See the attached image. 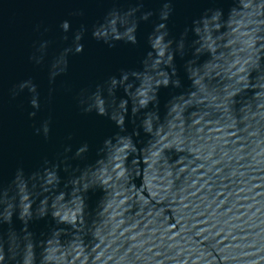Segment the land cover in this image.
Returning a JSON list of instances; mask_svg holds the SVG:
<instances>
[{"label": "water", "instance_id": "1", "mask_svg": "<svg viewBox=\"0 0 264 264\" xmlns=\"http://www.w3.org/2000/svg\"><path fill=\"white\" fill-rule=\"evenodd\" d=\"M0 264H264V0H0Z\"/></svg>", "mask_w": 264, "mask_h": 264}]
</instances>
